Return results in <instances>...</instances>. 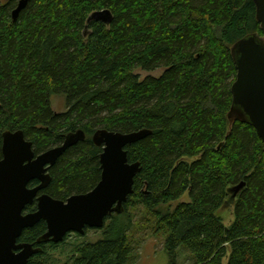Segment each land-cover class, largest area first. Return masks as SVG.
<instances>
[{"label":"trees","instance_id":"1","mask_svg":"<svg viewBox=\"0 0 264 264\" xmlns=\"http://www.w3.org/2000/svg\"><path fill=\"white\" fill-rule=\"evenodd\" d=\"M18 2L0 1V159L6 130H22L36 154L84 130L44 190L65 200L101 179L98 129L152 131L126 147L141 171L123 212L107 217L73 264H130L136 214L165 233L169 264L179 247L192 264H264V141L228 118L233 46L264 35L254 0H30L14 20ZM103 9L111 23L88 20ZM137 69L163 72L141 79ZM53 94L65 97L64 112L53 109ZM242 181L232 200L229 189ZM185 193L190 200L173 206ZM228 201L230 224L219 212ZM46 231L42 220L19 241L37 246ZM58 244H41L30 263L45 264L34 259Z\"/></svg>","mask_w":264,"mask_h":264},{"label":"water","instance_id":"2","mask_svg":"<svg viewBox=\"0 0 264 264\" xmlns=\"http://www.w3.org/2000/svg\"><path fill=\"white\" fill-rule=\"evenodd\" d=\"M30 0H19L12 16L16 20ZM256 17L264 32V0H254ZM111 23L109 9L93 12L89 19ZM237 69L232 84V105L228 113L231 122L240 120L252 125L264 141V35L252 33L233 46ZM147 128L127 133L98 129L93 142L103 148L100 155L102 169L98 184L86 193L57 199L45 190L52 181L50 168L71 146L85 140L86 133L79 129L65 135L62 144L36 154L33 143L22 130L3 132V157L0 159V264H30L41 246L19 241L22 232L44 220L47 231L37 239V244L60 243L67 234H85L86 229H101L113 213H121L124 203L134 192L136 176L141 171L139 161L130 162L126 147L147 136ZM38 181L36 186H29ZM246 182L231 187L232 200L245 187ZM40 193V194H39ZM36 201V210L26 208Z\"/></svg>","mask_w":264,"mask_h":264},{"label":"rangeland","instance_id":"3","mask_svg":"<svg viewBox=\"0 0 264 264\" xmlns=\"http://www.w3.org/2000/svg\"><path fill=\"white\" fill-rule=\"evenodd\" d=\"M4 1V0H0ZM163 70L144 71L137 69L136 73L141 79L147 76H159ZM51 105L57 112L66 110V100L61 94L51 95ZM190 200L188 193H185L178 201L173 202V206L178 202H188ZM165 208V207H164ZM226 224L234 220L233 202L228 201L219 211ZM145 218L135 215V226L132 229V258L130 264H169V255L165 249V233L162 230L150 228V222ZM102 234L101 230L90 229L85 235L71 233L66 236L65 240L56 246H47L43 255L36 257L34 260L45 264H73L74 258L78 255V248L85 242L95 241ZM177 264H192L193 256L184 247L177 250ZM226 263V259L224 260Z\"/></svg>","mask_w":264,"mask_h":264},{"label":"flooded vegetation","instance_id":"4","mask_svg":"<svg viewBox=\"0 0 264 264\" xmlns=\"http://www.w3.org/2000/svg\"><path fill=\"white\" fill-rule=\"evenodd\" d=\"M37 182H38V181H37ZM38 184H39V182H38L36 185H38ZM36 185H34V186H36ZM32 187H33V186H32ZM91 190H92V189H91ZM40 193H44V190L41 191ZM40 193H39V194H40ZM85 193H86V192H85ZM77 194H78V193H77ZM66 199H67V198H66ZM66 199H65V200H66ZM34 204H36V201H35ZM36 207H37V206H36ZM35 210H36V209H35ZM35 210H34V211H35ZM26 211H27V210H26ZM27 212H31V211H27ZM43 221H44V220H43ZM88 230H90V229H86V232H87ZM86 232H85V234H86ZM72 233H75V232H72ZM69 234H71V233H69ZM69 234H67V235H69ZM76 234L81 235V236H82V235H85V234H79V233H76ZM65 238H66V237H65ZM63 241H64V240H63ZM60 243H61V242H60ZM37 246H41V245H37ZM30 264H31V263H30Z\"/></svg>","mask_w":264,"mask_h":264}]
</instances>
